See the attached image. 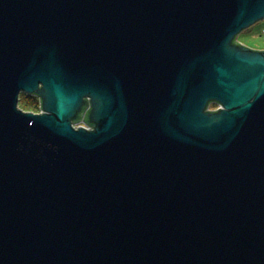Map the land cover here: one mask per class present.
<instances>
[{"label": "water", "instance_id": "1", "mask_svg": "<svg viewBox=\"0 0 264 264\" xmlns=\"http://www.w3.org/2000/svg\"><path fill=\"white\" fill-rule=\"evenodd\" d=\"M262 21L0 0V264H264V50L238 41Z\"/></svg>", "mask_w": 264, "mask_h": 264}, {"label": "rangeland", "instance_id": "2", "mask_svg": "<svg viewBox=\"0 0 264 264\" xmlns=\"http://www.w3.org/2000/svg\"><path fill=\"white\" fill-rule=\"evenodd\" d=\"M238 41L251 49L264 50V21L259 22L256 25L244 31L238 37ZM31 107L34 108V106ZM209 109L212 111L218 108L217 106L212 105L210 106ZM26 110H30V109H26Z\"/></svg>", "mask_w": 264, "mask_h": 264}, {"label": "flooded vegetation", "instance_id": "3", "mask_svg": "<svg viewBox=\"0 0 264 264\" xmlns=\"http://www.w3.org/2000/svg\"><path fill=\"white\" fill-rule=\"evenodd\" d=\"M32 99H36L37 100L36 107L34 109H30V110H25V109L24 110L22 109V110L24 112H32L34 114H38L40 112V105H39V101H38V99L36 97H27V96H23V95L20 96L19 106H20L22 100H32ZM212 111H215V110H212Z\"/></svg>", "mask_w": 264, "mask_h": 264}, {"label": "trees", "instance_id": "4", "mask_svg": "<svg viewBox=\"0 0 264 264\" xmlns=\"http://www.w3.org/2000/svg\"><path fill=\"white\" fill-rule=\"evenodd\" d=\"M36 105H37V100L36 99H32V100H22L21 101V104H20V106H19V108H21V109H34L35 107H36ZM31 106H34V108L33 107H31Z\"/></svg>", "mask_w": 264, "mask_h": 264}, {"label": "bare ground", "instance_id": "5", "mask_svg": "<svg viewBox=\"0 0 264 264\" xmlns=\"http://www.w3.org/2000/svg\"><path fill=\"white\" fill-rule=\"evenodd\" d=\"M18 108H19V106H18ZM20 109V108H19Z\"/></svg>", "mask_w": 264, "mask_h": 264}]
</instances>
